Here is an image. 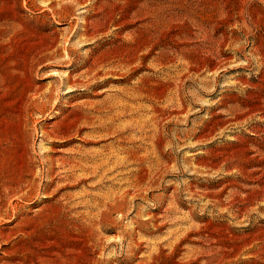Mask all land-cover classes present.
Here are the masks:
<instances>
[{
  "label": "rangeland",
  "instance_id": "obj_1",
  "mask_svg": "<svg viewBox=\"0 0 264 264\" xmlns=\"http://www.w3.org/2000/svg\"><path fill=\"white\" fill-rule=\"evenodd\" d=\"M0 264H264V0H0Z\"/></svg>",
  "mask_w": 264,
  "mask_h": 264
},
{
  "label": "bare ground",
  "instance_id": "obj_2",
  "mask_svg": "<svg viewBox=\"0 0 264 264\" xmlns=\"http://www.w3.org/2000/svg\"><path fill=\"white\" fill-rule=\"evenodd\" d=\"M68 82V81H67Z\"/></svg>",
  "mask_w": 264,
  "mask_h": 264
}]
</instances>
